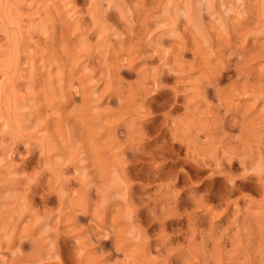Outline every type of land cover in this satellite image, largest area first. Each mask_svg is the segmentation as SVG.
Listing matches in <instances>:
<instances>
[{"label":"rangeland","instance_id":"obj_1","mask_svg":"<svg viewBox=\"0 0 264 264\" xmlns=\"http://www.w3.org/2000/svg\"><path fill=\"white\" fill-rule=\"evenodd\" d=\"M0 264H264V0H0Z\"/></svg>","mask_w":264,"mask_h":264}]
</instances>
